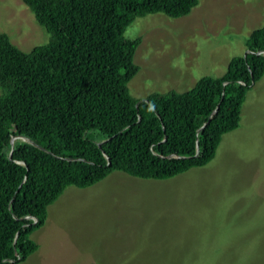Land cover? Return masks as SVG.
Listing matches in <instances>:
<instances>
[{"label":"trees","instance_id":"1","mask_svg":"<svg viewBox=\"0 0 264 264\" xmlns=\"http://www.w3.org/2000/svg\"><path fill=\"white\" fill-rule=\"evenodd\" d=\"M22 1L50 39L23 51L0 33V264L37 251L31 235L68 186L114 171L168 179L211 162L264 76L263 23L223 75L134 97L143 38L128 27L152 13L186 16L199 0Z\"/></svg>","mask_w":264,"mask_h":264},{"label":"rangeland","instance_id":"2","mask_svg":"<svg viewBox=\"0 0 264 264\" xmlns=\"http://www.w3.org/2000/svg\"><path fill=\"white\" fill-rule=\"evenodd\" d=\"M263 23L264 0H199L183 17L136 19L126 32L143 38L131 94L181 92L223 75ZM3 32L23 51L50 39L22 0H0ZM31 237L39 248L20 264H264V76L211 162L168 179L114 171L68 186Z\"/></svg>","mask_w":264,"mask_h":264}]
</instances>
